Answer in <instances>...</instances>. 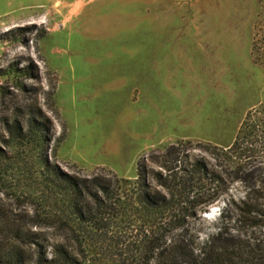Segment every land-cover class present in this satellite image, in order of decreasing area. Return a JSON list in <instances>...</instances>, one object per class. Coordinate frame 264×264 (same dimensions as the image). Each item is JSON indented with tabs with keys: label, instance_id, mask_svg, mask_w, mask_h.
Listing matches in <instances>:
<instances>
[{
	"label": "rangeland",
	"instance_id": "obj_1",
	"mask_svg": "<svg viewBox=\"0 0 264 264\" xmlns=\"http://www.w3.org/2000/svg\"><path fill=\"white\" fill-rule=\"evenodd\" d=\"M10 65L34 69L0 76V123L38 108L61 170L130 178L150 151L228 146L248 112L264 119V0H0V70ZM3 135L1 231L47 210L34 144ZM223 205L194 221L200 240Z\"/></svg>",
	"mask_w": 264,
	"mask_h": 264
},
{
	"label": "trees",
	"instance_id": "obj_2",
	"mask_svg": "<svg viewBox=\"0 0 264 264\" xmlns=\"http://www.w3.org/2000/svg\"><path fill=\"white\" fill-rule=\"evenodd\" d=\"M33 69L10 65L0 76ZM0 124L3 145V133L20 147L34 144L47 209L35 208L26 228L0 230V264H264L258 112L247 113L230 145L178 140L139 158L130 178L61 170L48 159L51 124L38 108L18 107ZM220 201L216 231L200 240L194 221Z\"/></svg>",
	"mask_w": 264,
	"mask_h": 264
}]
</instances>
